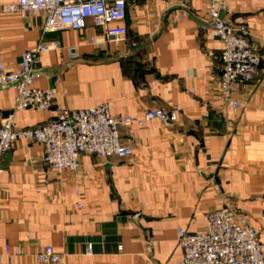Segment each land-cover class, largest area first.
Instances as JSON below:
<instances>
[{
	"label": "crops",
	"instance_id": "obj_1",
	"mask_svg": "<svg viewBox=\"0 0 264 264\" xmlns=\"http://www.w3.org/2000/svg\"><path fill=\"white\" fill-rule=\"evenodd\" d=\"M14 1L0 0L7 70L39 41L56 43L39 56L32 86L54 87L57 105L107 103L112 115L132 118L175 109L176 119L125 126L130 157L84 155L78 171L61 174L43 163L40 144L14 142L0 158V264H37L31 254L46 245L60 255L57 264H175L177 229L203 231L206 215L225 208L240 210L264 245V0H220L221 17L245 27L261 59L256 80L233 93L238 108L221 103L218 77L208 79L222 46L205 0L129 2L127 41L100 49L89 43L101 35L90 20L81 31L42 35V15L5 11ZM74 47L78 57L69 59ZM15 96L14 86L0 88V120ZM53 117L21 110L13 124L31 129Z\"/></svg>",
	"mask_w": 264,
	"mask_h": 264
},
{
	"label": "built area",
	"instance_id": "obj_2",
	"mask_svg": "<svg viewBox=\"0 0 264 264\" xmlns=\"http://www.w3.org/2000/svg\"><path fill=\"white\" fill-rule=\"evenodd\" d=\"M133 1L138 0H15L5 6V11L42 15V35L65 29L81 31L90 20L101 30V35L90 37L89 43L100 49L104 45L118 46L127 41V29L122 23L127 3ZM205 2L212 34L222 46L208 79L214 81L218 77L221 103L238 108L233 93L247 89L256 80L261 59L253 50L245 27L227 24L221 17L220 0ZM180 5L189 6V0H181ZM56 49V43L39 41L24 52L15 69L7 70L0 63V88L12 85L16 90L13 109L0 120V158L14 142L25 139L43 147V163L56 174L75 172L79 170L84 155H95L102 160L130 157L132 149L122 143L120 135L123 127L142 125L153 119L175 121V109L166 112L155 108L144 112L142 118H132L112 115L107 103L80 110L57 105L58 95L54 87L37 89L32 86L39 56ZM66 51L69 59L78 57L75 47ZM21 110L52 111L54 117L39 127L19 129L13 121L15 113ZM3 172L0 166V177ZM73 193L77 195L76 190ZM80 207L78 204L77 208ZM176 234L182 256L175 264H264L260 229L251 226L244 214L235 208L209 212L203 231L188 233L179 228ZM90 250L88 245L86 253ZM5 254L10 255L8 249ZM19 255L24 252L19 251ZM31 256L37 264H57L60 260L51 245L38 249Z\"/></svg>",
	"mask_w": 264,
	"mask_h": 264
},
{
	"label": "water",
	"instance_id": "obj_3",
	"mask_svg": "<svg viewBox=\"0 0 264 264\" xmlns=\"http://www.w3.org/2000/svg\"><path fill=\"white\" fill-rule=\"evenodd\" d=\"M222 6V5H221Z\"/></svg>",
	"mask_w": 264,
	"mask_h": 264
}]
</instances>
